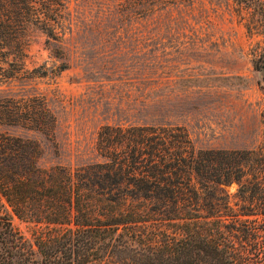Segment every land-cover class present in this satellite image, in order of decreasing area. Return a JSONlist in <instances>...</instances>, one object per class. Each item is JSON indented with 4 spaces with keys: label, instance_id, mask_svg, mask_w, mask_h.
Returning a JSON list of instances; mask_svg holds the SVG:
<instances>
[{
    "label": "trees",
    "instance_id": "1",
    "mask_svg": "<svg viewBox=\"0 0 264 264\" xmlns=\"http://www.w3.org/2000/svg\"><path fill=\"white\" fill-rule=\"evenodd\" d=\"M234 2L264 37V0ZM66 9L67 0H0V83L46 74L26 69L25 36L36 28L61 42ZM3 126L54 139L57 119L44 96L0 98ZM41 151L0 131V264H264V143L198 149L183 126L105 125L101 161L45 169ZM14 217L33 225L30 237Z\"/></svg>",
    "mask_w": 264,
    "mask_h": 264
},
{
    "label": "rangeland",
    "instance_id": "2",
    "mask_svg": "<svg viewBox=\"0 0 264 264\" xmlns=\"http://www.w3.org/2000/svg\"><path fill=\"white\" fill-rule=\"evenodd\" d=\"M234 0H67L61 42L31 28L30 79L0 83V98L44 96L54 139L20 126L0 131L37 141L42 168L101 161L105 125H179L198 149L264 143V37L251 34ZM239 186L225 190L232 197ZM30 237L33 225L13 218Z\"/></svg>",
    "mask_w": 264,
    "mask_h": 264
}]
</instances>
